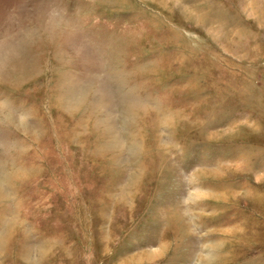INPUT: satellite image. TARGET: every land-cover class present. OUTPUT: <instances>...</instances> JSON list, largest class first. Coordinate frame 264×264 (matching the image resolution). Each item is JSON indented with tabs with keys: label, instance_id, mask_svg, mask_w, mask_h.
<instances>
[{
	"label": "rangeland",
	"instance_id": "1",
	"mask_svg": "<svg viewBox=\"0 0 264 264\" xmlns=\"http://www.w3.org/2000/svg\"><path fill=\"white\" fill-rule=\"evenodd\" d=\"M0 264H264V0H0Z\"/></svg>",
	"mask_w": 264,
	"mask_h": 264
},
{
	"label": "bare ground",
	"instance_id": "2",
	"mask_svg": "<svg viewBox=\"0 0 264 264\" xmlns=\"http://www.w3.org/2000/svg\"><path fill=\"white\" fill-rule=\"evenodd\" d=\"M1 184H4L5 182H4V180H1V182H0Z\"/></svg>",
	"mask_w": 264,
	"mask_h": 264
}]
</instances>
